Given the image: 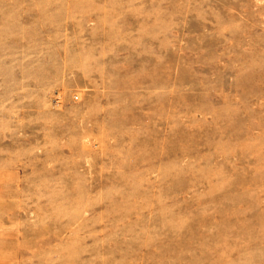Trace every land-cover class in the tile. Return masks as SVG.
<instances>
[{
  "label": "rangeland",
  "instance_id": "rangeland-1",
  "mask_svg": "<svg viewBox=\"0 0 264 264\" xmlns=\"http://www.w3.org/2000/svg\"><path fill=\"white\" fill-rule=\"evenodd\" d=\"M263 232L264 0H0V264H242Z\"/></svg>",
  "mask_w": 264,
  "mask_h": 264
},
{
  "label": "bare ground",
  "instance_id": "bare-ground-1",
  "mask_svg": "<svg viewBox=\"0 0 264 264\" xmlns=\"http://www.w3.org/2000/svg\"><path fill=\"white\" fill-rule=\"evenodd\" d=\"M257 235V236H256ZM256 239H250V234L245 233L241 242L242 249V264H252V261H256V256H258L260 251H254L252 253H247V250L253 249L255 247H263L264 246V232L263 234H256ZM259 259V258H258ZM258 262V261H257ZM257 264V263H256Z\"/></svg>",
  "mask_w": 264,
  "mask_h": 264
}]
</instances>
